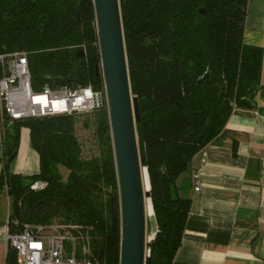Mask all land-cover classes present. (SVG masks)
Wrapping results in <instances>:
<instances>
[{
    "label": "trees",
    "instance_id": "obj_1",
    "mask_svg": "<svg viewBox=\"0 0 264 264\" xmlns=\"http://www.w3.org/2000/svg\"><path fill=\"white\" fill-rule=\"evenodd\" d=\"M247 3H119L131 93L138 101L139 160L146 168L145 189H150L146 215L154 214L158 227L147 245L150 264H176L191 208L186 182L181 180L193 158L218 139L234 108H258L262 50L243 42ZM79 49L85 52L81 77L73 66ZM16 52L26 53L35 93L46 86L103 88L97 73L93 0H0V55ZM78 116L13 121L3 111L0 193L6 188L10 199L8 228L20 232L25 226H75L94 263L119 264L120 196L107 106L89 115L98 150L90 158L83 157L76 136ZM22 128L29 130L30 146L39 157V171L32 176L9 169ZM60 167L68 171L66 179ZM37 180L47 186L32 191L30 185ZM5 264H17L10 247Z\"/></svg>",
    "mask_w": 264,
    "mask_h": 264
},
{
    "label": "crops",
    "instance_id": "obj_2",
    "mask_svg": "<svg viewBox=\"0 0 264 264\" xmlns=\"http://www.w3.org/2000/svg\"><path fill=\"white\" fill-rule=\"evenodd\" d=\"M246 45L262 50L257 109L234 108L217 140L192 160L186 182L191 199L176 264H264V0H248L243 31ZM4 141L0 106V159ZM10 171L32 176L39 171L38 154L29 130H20L19 146ZM197 176L200 190L193 187ZM0 209V264L6 263V231L10 199ZM0 195V201L2 200Z\"/></svg>",
    "mask_w": 264,
    "mask_h": 264
},
{
    "label": "water",
    "instance_id": "obj_3",
    "mask_svg": "<svg viewBox=\"0 0 264 264\" xmlns=\"http://www.w3.org/2000/svg\"><path fill=\"white\" fill-rule=\"evenodd\" d=\"M121 0H93L100 68L106 93L113 156L117 173L121 225L119 264H150L145 248L158 231L154 214L148 216L150 234L146 237L145 202L150 200V189H145V171L141 167L137 145L136 124L139 122L138 101L131 93L127 56L120 11ZM204 13V8L199 9ZM85 52L79 49L74 69L81 77V60ZM206 73L199 81L201 84ZM15 153L11 155L13 157ZM113 228L117 218L112 217Z\"/></svg>",
    "mask_w": 264,
    "mask_h": 264
},
{
    "label": "built area",
    "instance_id": "obj_4",
    "mask_svg": "<svg viewBox=\"0 0 264 264\" xmlns=\"http://www.w3.org/2000/svg\"><path fill=\"white\" fill-rule=\"evenodd\" d=\"M38 96L45 97V102L36 100ZM105 100L104 85L100 91L90 85L81 88L46 86L35 93L31 89L26 53L0 55V106L13 121L92 112L103 107ZM46 186L45 181L37 180L30 189L40 191ZM193 187L196 192L200 190L196 175ZM76 229L62 224L34 229L25 226L20 232H11L8 228L6 241L16 252L17 264H96L88 256L85 238ZM145 252L149 253L147 246Z\"/></svg>",
    "mask_w": 264,
    "mask_h": 264
},
{
    "label": "rangeland",
    "instance_id": "obj_5",
    "mask_svg": "<svg viewBox=\"0 0 264 264\" xmlns=\"http://www.w3.org/2000/svg\"><path fill=\"white\" fill-rule=\"evenodd\" d=\"M107 106L106 104V100L103 104V106ZM92 112H83V113H79L77 115V123H76V127H75V132H76V136L79 140V143L81 145L82 148V155L84 158H90L94 155H97L98 150H97V145H96V139H95V133H94V126L92 125V119L89 117V115ZM87 121V122H86ZM86 123V126H85ZM88 125V126H87ZM59 171L62 175L63 179H66L67 175H68V171L62 167L59 168ZM2 194V200L0 201V209H2V211L6 210V194L5 192L1 191L0 195ZM119 207V215H118V221H119V226L121 225V208H120V201L118 203ZM145 208L147 209V201L145 202ZM148 216H152V215H146V237L150 236V225L148 222ZM152 238V237H149Z\"/></svg>",
    "mask_w": 264,
    "mask_h": 264
},
{
    "label": "bare ground",
    "instance_id": "obj_6",
    "mask_svg": "<svg viewBox=\"0 0 264 264\" xmlns=\"http://www.w3.org/2000/svg\"><path fill=\"white\" fill-rule=\"evenodd\" d=\"M40 100L42 103H44L45 102V97H43V96H38L37 98H36V100Z\"/></svg>",
    "mask_w": 264,
    "mask_h": 264
}]
</instances>
